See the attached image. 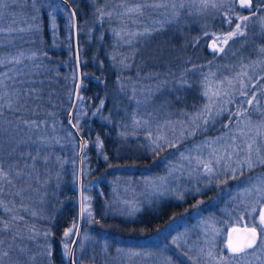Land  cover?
<instances>
[{
	"label": "trees",
	"instance_id": "16d2710c",
	"mask_svg": "<svg viewBox=\"0 0 264 264\" xmlns=\"http://www.w3.org/2000/svg\"><path fill=\"white\" fill-rule=\"evenodd\" d=\"M18 1L25 5L20 14L15 6L9 7L0 21V38L12 39L10 46L14 44L18 51H29V58L0 69L1 75L29 66L20 110L0 106V137L20 143L0 147L4 177L0 182V235L8 240L2 244V253H13L14 242H29V261L22 264H70L67 248L74 241L80 223V199L83 204V196L88 193L85 186L90 182L97 184L91 195L95 229L121 240L125 247L129 241L160 235L169 224L197 210L198 201L215 191L148 209L134 221L113 216L108 204L119 184L114 177L122 178L123 183L129 174L137 177L152 173L163 152L171 149L141 153L144 144L137 122L140 111L136 114V110L149 99L144 90L152 89L156 80L180 78L191 67L208 71L214 61L207 47L211 37L195 32L185 43L180 36L173 37L176 54L172 58L146 60L143 53L134 52L126 68L122 61L125 43L118 34L122 22L135 26L136 20L127 15V10L141 0H66L76 15V37L71 12L60 0ZM165 32L155 29L146 36L166 37ZM141 39L132 46L136 48ZM76 55L82 88L73 122L84 142L81 182L80 144L68 125L77 85ZM251 91L249 84L244 92ZM216 129L206 135H215ZM20 171L24 174L18 177ZM22 201L29 211L20 207ZM13 207L15 211L6 210ZM236 209L244 212L250 208L238 205ZM228 221L230 226H251L255 216L246 223L238 217ZM83 230L84 223L81 233ZM115 254L91 246L79 255L77 246L75 264H110V256Z\"/></svg>",
	"mask_w": 264,
	"mask_h": 264
},
{
	"label": "rangeland",
	"instance_id": "374dc122",
	"mask_svg": "<svg viewBox=\"0 0 264 264\" xmlns=\"http://www.w3.org/2000/svg\"><path fill=\"white\" fill-rule=\"evenodd\" d=\"M9 1L0 0V21L9 7L15 6L18 13L25 8L21 1ZM237 7L238 0H141L128 8L127 15L136 20L135 26L122 22L118 34L125 43L122 61L126 68L134 52L143 53L146 60L166 61L170 55L172 58L176 48L172 50L171 39L180 36V41L185 43L186 39H193L195 32L197 36L211 37L207 47L214 41L216 50L210 51L214 61L208 65V71L191 67L180 78L156 80L152 89L144 90L149 99L136 110V114L140 111L137 122L144 144L141 153L171 149L163 152L164 157L152 173L137 177L129 174L123 183L122 178L114 177L115 184L116 181L119 184L114 187L109 212L125 221H134L148 209H158L167 202L182 201L187 196L208 191L215 193L198 201L197 210L169 224L160 235L133 244L129 241L125 247L121 240L95 229L91 195L97 184L90 182L85 186L88 193L83 196L84 230L78 244L79 255L91 246H99L116 252L110 256V264L116 260L121 264H264V245L259 244L239 256L229 254L226 247L232 228L228 220L238 217L246 223L255 216L258 223L264 207V162H261L264 161V123L253 124L248 118L249 121L240 120L237 103V95L245 93L247 85L264 69V12L239 15ZM155 29L166 31L167 36H146ZM233 32L237 34L231 35ZM10 33L14 34L15 30ZM138 38L142 39L135 48L132 45ZM11 43L13 40L8 37L0 38V69L29 58V51H18ZM18 70L0 75V106L3 104L14 111L20 110L25 80L29 81V66ZM192 75H196L195 79ZM239 124L243 127L239 128ZM215 127H219L215 135L207 136V131ZM7 138L0 137V147L20 144ZM26 141L29 143V138ZM249 158L253 161L251 168L247 164ZM1 169L0 166V182L4 179ZM23 174L20 171L17 176ZM25 177L29 178V174ZM20 204L23 210L29 211L23 201ZM238 205L250 209L239 212ZM3 234L6 235L4 228ZM4 241L8 240L0 235V264L29 261L26 253L29 242H14L16 250L4 254L1 251Z\"/></svg>",
	"mask_w": 264,
	"mask_h": 264
},
{
	"label": "flooded vegetation",
	"instance_id": "af4514ba",
	"mask_svg": "<svg viewBox=\"0 0 264 264\" xmlns=\"http://www.w3.org/2000/svg\"><path fill=\"white\" fill-rule=\"evenodd\" d=\"M237 9H238L237 13H239V15H244V14L245 15H256L259 13H263L264 12V0H252V7L251 8L242 7L240 5V0H238ZM235 12H236V10H235ZM209 50H210V46H209ZM255 76H257V74ZM252 80H254L252 82V84H250L252 91L250 93H241V94L237 95V97L239 98L237 103L240 106V110H241V115H239V118H240V120H244L247 118L251 119L250 122L253 124L254 123H257V124L258 123H264V69H261L259 71V76L253 78ZM253 96L255 97V99L252 100L251 104H249L248 100L252 99ZM248 119H247V121H249ZM240 124L238 127L242 128L243 125L240 126ZM222 128L223 127H221V129ZM223 129H225V128H223ZM221 192L222 191L220 190V193ZM258 222H259V219H258ZM235 226H239V225H235ZM245 226L246 225H243L241 227H245ZM251 226H248V227H251ZM232 227H234V226H232ZM221 243H222V241H221ZM227 244H228V235H227L226 247H227ZM258 245H259V243L257 244V246L254 249H256L258 247ZM254 249H252V250H254ZM252 250H250V251H252ZM227 251H228V248H227ZM228 253L231 254L229 251H228ZM231 255H235V254H231Z\"/></svg>",
	"mask_w": 264,
	"mask_h": 264
},
{
	"label": "water",
	"instance_id": "95a60500",
	"mask_svg": "<svg viewBox=\"0 0 264 264\" xmlns=\"http://www.w3.org/2000/svg\"><path fill=\"white\" fill-rule=\"evenodd\" d=\"M60 1L63 2L64 4H66L68 6L70 12H71L72 19H73V25H74V34H75V37H76V34H77V19H76L75 12L73 11V9L71 8V6L69 5V3L66 0H60ZM214 45H215V42L212 41L210 43V51H215L216 50V46L214 47ZM76 75H77V85H76V90H75V94H74L72 110H71V113L69 115L68 125L73 130L75 135L77 136L79 144H80V156H79V158H80V171H79V177H80V182H81L82 167H83L82 157H83V154H84V142H83L82 138L80 137L79 132H78V130L75 127L74 122H73L75 110H76L78 102H79L81 88H82V76H81V71H80L78 55H76ZM82 207H83V204H82V200L80 199V223H79V226H78L74 241H73V243L71 245L70 252H69V262H70V264H75V251H76V248H77V246L79 244L80 237H81L82 222H83ZM262 211H264V207L260 210V212H262ZM234 228L243 229L244 227H241V226L232 227L230 229L229 233H228V243H229L230 240L235 241L239 236L243 235V233L233 232ZM227 248H228V251L231 254H233L231 252V250L229 249L228 244H227ZM254 248H252V249H254ZM252 249H247L246 251H250Z\"/></svg>",
	"mask_w": 264,
	"mask_h": 264
},
{
	"label": "snow or ice",
	"instance_id": "6c2138e0",
	"mask_svg": "<svg viewBox=\"0 0 264 264\" xmlns=\"http://www.w3.org/2000/svg\"><path fill=\"white\" fill-rule=\"evenodd\" d=\"M240 5L242 7L251 8L252 7V0H240ZM155 6H163V5H155ZM207 6V3L205 4ZM215 7V4L211 5ZM243 19H247V17H243ZM237 32H239L240 25H236ZM236 32L231 33V35H236ZM242 34V33H241ZM227 43V39L224 41ZM215 47V45H214ZM255 97L253 96L252 99L248 100V103L251 104L252 100ZM198 118V117H197ZM195 124V120L193 121ZM251 148V146H249ZM264 162V161H261ZM248 167L253 166V161L249 158L247 161ZM209 171H211L209 169ZM259 229V230H258ZM233 232L236 233H243L242 236H239L235 241L230 240L228 243V247L235 256H239L240 254H246L247 249H252L259 243L260 245H264V211L259 213V222L253 223L251 227L247 225L243 229L234 228ZM175 243V241H174Z\"/></svg>",
	"mask_w": 264,
	"mask_h": 264
}]
</instances>
